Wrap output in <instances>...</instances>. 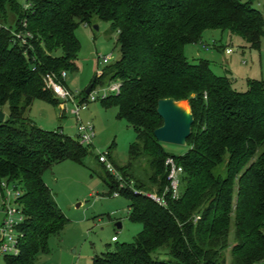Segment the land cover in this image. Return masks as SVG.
I'll return each mask as SVG.
<instances>
[{"label": "trees", "instance_id": "trees-1", "mask_svg": "<svg viewBox=\"0 0 264 264\" xmlns=\"http://www.w3.org/2000/svg\"><path fill=\"white\" fill-rule=\"evenodd\" d=\"M256 1L25 0L20 6L0 0V110L8 108L0 123V195L3 182L22 191L15 201L22 216L15 227L18 253L4 255V264H34L67 225L43 174L64 161L82 165L91 148L60 129L38 128L27 113L35 100L58 106L43 77L75 70V31L92 20L116 33L119 57L95 77L90 93L120 83L118 94L101 101L117 107L118 118L135 132L125 165H115L107 151L125 187L102 166L104 182L110 195L129 201L128 219L142 226L133 243L116 239L114 249L92 264H226L227 252L229 264H264V81L249 80L244 92L236 91L208 60L190 62L186 53L207 31L228 32L259 50L264 17ZM8 11L16 16L14 30ZM13 33L30 37L23 44ZM166 98L186 101L193 115L181 156L169 155L153 135L162 126L157 101ZM167 157L182 168L177 199L164 194ZM131 187L166 203L159 206ZM161 249L168 259L156 256Z\"/></svg>", "mask_w": 264, "mask_h": 264}, {"label": "rangeland", "instance_id": "rangeland-1", "mask_svg": "<svg viewBox=\"0 0 264 264\" xmlns=\"http://www.w3.org/2000/svg\"><path fill=\"white\" fill-rule=\"evenodd\" d=\"M20 6L25 0H17ZM255 5L264 17V0H257ZM16 16L8 11L7 25L14 30ZM97 27V29H95ZM75 36L80 44V52L75 62L76 68L66 73L64 84L72 93L75 101H80L93 79L104 69L114 63L119 57V48L116 44L117 35L110 31L107 23L92 20L90 25H79ZM208 46L204 50L202 46ZM195 51L200 58L210 62L212 72L217 76H227L233 81L236 91L244 92L247 81H264V39L259 50L250 49L246 44L228 32L207 31L202 40L186 47L189 61L196 58ZM229 51V53H226ZM112 55V58L103 64L102 59ZM118 82L97 85L92 91L96 101L82 105L79 112V121L83 125L94 128V138L90 147V154L83 164L64 161L53 164L43 174V180L51 191L54 200L68 220L67 225L59 234L48 239L46 254H40L34 264H92L94 257H99L112 251L117 243H133L142 230V226L131 222L129 218V201L122 197L110 195L108 186L104 182L105 171L97 158L106 155L109 150L110 158L117 166H123L129 159L130 145L135 141V132L127 122L118 118L117 107H106L100 98L104 91ZM111 94L109 96H114ZM87 97V96H86ZM62 103L59 101V104ZM186 104H188L185 101ZM58 106L35 100L30 107L27 117L38 128L44 131L61 130L64 136L77 139V120L70 114L71 104H67V112L61 113ZM7 116L8 108L1 109ZM63 112V111H62ZM169 155L181 156L187 151L186 146L163 144ZM260 151L264 149L261 146ZM140 167H145V160H140ZM114 172L117 170L112 166ZM140 168V170H142ZM140 170L136 171L139 173ZM137 173V174H138ZM11 188L9 200L15 197ZM2 200L0 199V224L3 221L1 214ZM121 228H117L116 224ZM160 259H168L166 251L161 249L157 255ZM226 264L230 263L228 252L225 254ZM0 264H4L0 255Z\"/></svg>", "mask_w": 264, "mask_h": 264}, {"label": "built area", "instance_id": "built-area-1", "mask_svg": "<svg viewBox=\"0 0 264 264\" xmlns=\"http://www.w3.org/2000/svg\"><path fill=\"white\" fill-rule=\"evenodd\" d=\"M16 38L20 39L22 43H25L26 37H30L29 34H26L24 37H22L18 33H13ZM208 50L209 48L206 47ZM226 53H229L227 51ZM112 58V55H109L107 57H104L102 59L103 64H106L110 59ZM101 75V74H100ZM98 75V76H100ZM66 78V72L62 71L59 75H55L53 73H48L43 77L44 82V88L46 90H49L53 93L54 97L61 101L62 103L59 104L60 112L65 113L67 112V104L72 105V109H70V114L73 115L77 120V138L80 145L91 147L92 146V140L94 138V128L91 125H83L79 121V112L82 107V105H86L89 102L96 101V98L92 96V92L87 95L85 100L75 101L72 93L65 87L64 79ZM120 89V83L116 85H112L108 87L105 91L103 96L100 98L105 99L111 94H118ZM63 111V112H62ZM98 163L105 167V169L116 178V180L119 182V188L125 187L124 181L120 177V175L117 172H114L112 165L110 164L107 154L106 155H100L98 158ZM164 166L167 171L166 181L167 185L165 187V193H168L172 199H177L179 196V177L182 173V168L178 166L173 158L167 157L165 159ZM13 189V192H15V197L12 199H8L5 197V194L7 192V196H11V188ZM2 194L0 195V199L3 201V221L0 224V255H17L18 249H17V240L18 236L15 231V227L20 223L22 220V216L20 211L17 208V205L15 204V201L22 195V191L15 185L7 184L6 182H3L1 184ZM131 191L135 195H142L145 198L155 202L159 206L165 205V199L163 196H158L151 192H141L137 191L134 188L131 187ZM114 197H118L119 193L115 192L113 194ZM4 198V200H3ZM197 219V218H196ZM112 242L116 241V238H112Z\"/></svg>", "mask_w": 264, "mask_h": 264}, {"label": "water", "instance_id": "water-1", "mask_svg": "<svg viewBox=\"0 0 264 264\" xmlns=\"http://www.w3.org/2000/svg\"><path fill=\"white\" fill-rule=\"evenodd\" d=\"M94 82L95 78L86 89V95H89ZM156 113L162 120V126L153 132L156 141L161 144L186 146V140L190 136L193 124L190 106L185 101H175L172 98L159 99ZM4 117L5 115L0 110V123L4 121ZM116 227L121 228V225L118 223Z\"/></svg>", "mask_w": 264, "mask_h": 264}, {"label": "crops", "instance_id": "crops-1", "mask_svg": "<svg viewBox=\"0 0 264 264\" xmlns=\"http://www.w3.org/2000/svg\"><path fill=\"white\" fill-rule=\"evenodd\" d=\"M205 50V49H204ZM192 55H194L196 58H198V57H201V56H199V54L195 51V53H193ZM192 59H194V58H192ZM118 241V240H117Z\"/></svg>", "mask_w": 264, "mask_h": 264}]
</instances>
